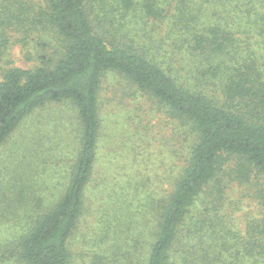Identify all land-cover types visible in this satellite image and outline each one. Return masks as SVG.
<instances>
[{"label": "trees", "instance_id": "16d2710c", "mask_svg": "<svg viewBox=\"0 0 264 264\" xmlns=\"http://www.w3.org/2000/svg\"><path fill=\"white\" fill-rule=\"evenodd\" d=\"M9 39L32 41L38 64L0 71V264H264V218L242 216L240 229L234 213L250 195L223 193L264 178V0H0V56ZM109 78L150 104L128 115L142 146L146 116L174 120L160 154L180 162L161 159L154 180L126 171L115 199L95 207L88 186ZM63 101L79 123L70 154L15 136L35 110Z\"/></svg>", "mask_w": 264, "mask_h": 264}, {"label": "rangeland", "instance_id": "374dc122", "mask_svg": "<svg viewBox=\"0 0 264 264\" xmlns=\"http://www.w3.org/2000/svg\"><path fill=\"white\" fill-rule=\"evenodd\" d=\"M15 41L16 40H8V44L0 56V71L9 68L27 69L38 64V57H31L29 55V52L35 55L32 49L35 44L32 41H28L27 44H21ZM124 85V82L117 78H109L102 84L97 163L88 186L89 198L92 199L95 207L99 205L104 206L110 199H115L116 195L113 193L116 191L119 192L120 190L117 189V186L123 185V183L119 182V176L124 175L126 171L128 174L136 172L139 179L142 177H150L149 179L154 177V180L156 176L164 173V169L160 168L159 165L161 159H165L168 166L172 163L177 164V162H180L179 157L178 159H172L171 162L169 160L170 155L166 149L164 150V155L160 154L162 151L161 145L167 140L168 136H170L173 123L176 124L174 120L168 118L169 115L167 116V114L164 115L161 112L154 111L150 118L146 116L148 122V124L146 123L147 128L148 130L150 129L149 145L142 146V142L134 138V125L128 115L132 114L131 109L135 107H142V109L149 111L150 104L138 94L137 98L134 100L133 97L135 96L133 92L129 95L123 93L121 88ZM30 116L31 117L24 123L20 131L16 132L15 136H17V138L32 137L34 141L36 140L38 142H45L47 140L51 148L56 147L62 151L59 153L61 157H65L68 152L70 154L68 148H75L74 137L76 140L79 137V123L76 109L72 103L68 101L48 103L44 107L35 110ZM145 131L140 130L138 133L143 134ZM10 140H13V137ZM10 142L11 141H9L7 146L11 148L14 147L16 142ZM40 153L41 152H37V156H39ZM6 154V151H0V167L2 165L1 161L5 160ZM49 154L53 153L45 151L40 156L47 157ZM54 156L56 155L54 154ZM72 156H74V153ZM13 159L12 166H15L19 163V160L16 157ZM53 161H50L51 164L46 163L49 164L47 167L51 168L54 166L53 168H57L56 166L58 163ZM58 175L59 174L55 177L56 179H58ZM105 177H107V179H105ZM44 178H47V176H44ZM101 178L105 179L102 193L100 189L94 186L95 183L101 181ZM251 178L250 183L242 187H239L237 181L234 180L232 183L223 184L226 186L223 190L226 198L230 195L238 197V194L243 191H248L250 195V197L246 198L244 202L240 204V206L242 205L240 209H237L235 211L236 213H234L237 222L242 221V216L243 218L247 217L246 219L254 220L264 218V197L261 196L260 199L253 197L257 191L264 192V178H258V180H256L254 175H251ZM115 182L116 184H114ZM165 187L166 186H163V189ZM122 195L124 196V194ZM96 197H98V200ZM225 203L226 204L221 207V212L224 214L229 211L228 207H230L228 200H226ZM137 205V202L134 203L133 209L136 210ZM232 208L237 207L232 206ZM246 221L248 220H244V223ZM238 226L240 229H244L243 221L238 223ZM82 231L85 235L89 236H86L87 239L91 238V243L93 245L98 244L94 241V238H92L93 231L91 228H82ZM4 232L8 233L10 237L15 233L12 229L3 231V233ZM78 236L82 238L81 235ZM106 253L110 254V250L106 251Z\"/></svg>", "mask_w": 264, "mask_h": 264}]
</instances>
